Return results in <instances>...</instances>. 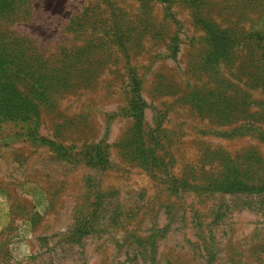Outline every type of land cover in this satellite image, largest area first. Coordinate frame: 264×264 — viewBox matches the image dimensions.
Instances as JSON below:
<instances>
[{"label": "rangeland", "instance_id": "1", "mask_svg": "<svg viewBox=\"0 0 264 264\" xmlns=\"http://www.w3.org/2000/svg\"><path fill=\"white\" fill-rule=\"evenodd\" d=\"M16 3L0 264H264V0Z\"/></svg>", "mask_w": 264, "mask_h": 264}, {"label": "trees", "instance_id": "2", "mask_svg": "<svg viewBox=\"0 0 264 264\" xmlns=\"http://www.w3.org/2000/svg\"><path fill=\"white\" fill-rule=\"evenodd\" d=\"M20 2H23V0H20ZM19 6L20 5H17L16 0H0V23H4L3 25H9L21 21H27L29 17H31L30 11L22 14L21 7ZM28 43L26 37H19L7 31H0V60H3L6 64L14 65L22 55L25 53L28 55L27 51H29V48L26 47ZM3 73H5L3 76L4 79L10 81L8 83L12 85L15 84L18 78L14 74ZM132 90L137 101L134 106V115L140 117L143 114V103L138 94L136 79L132 81ZM263 189L264 187L260 190Z\"/></svg>", "mask_w": 264, "mask_h": 264}]
</instances>
